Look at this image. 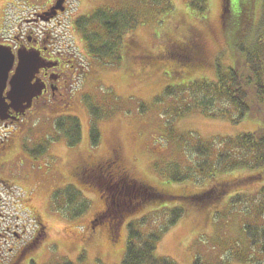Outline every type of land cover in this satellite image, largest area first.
I'll list each match as a JSON object with an SVG mask.
<instances>
[{"label": "rangeland", "instance_id": "374dc122", "mask_svg": "<svg viewBox=\"0 0 264 264\" xmlns=\"http://www.w3.org/2000/svg\"><path fill=\"white\" fill-rule=\"evenodd\" d=\"M52 1L0 0V44L11 41L20 26L26 28L27 20ZM65 1V14L51 23L32 26L33 32L43 29L56 36L61 46L75 54L74 60L83 66V74L76 78L70 99L33 110L10 128L17 131V137L21 136L20 141L45 148L44 153L33 159L30 152L20 149L12 153L10 165H0V211L6 209L9 215H16L20 207L15 208L13 198L17 193L24 210L20 217L27 224L31 218L32 225L39 229L37 240L29 243L15 264H122L127 229L132 223L135 228L139 226L136 231L140 234H158L156 255L175 264H193L195 259L200 264H248L236 257L249 254L260 260L243 232V224H252L256 218L257 203L242 198L231 202L237 195L256 192L260 184L255 181L234 186L237 188L205 205L190 199L144 201L136 206L133 203L134 194H148L149 188L185 198L199 193L204 184L201 180L170 182L168 164L183 167L191 163L196 141L217 142L261 129L259 119H243L235 124L180 111L196 98L191 89L193 81L213 80L217 68L234 67L231 51L236 44V31L249 28L242 39L250 44L256 42L263 0L252 3L248 27L239 26L241 15L240 11L235 13V0L231 1L232 17L226 16L227 21L223 19L222 0H208L201 15L189 9L186 0ZM248 1L253 0H245ZM98 11L120 13L127 18L131 15L130 28L122 30L119 62L101 61L89 52L85 38L95 34L91 17ZM242 13L246 15L249 10ZM184 43L193 45L187 49L191 53L176 47ZM179 59L190 63L180 64ZM37 62L38 69L44 66L40 60ZM172 73L178 75L171 77ZM169 87H174L175 93L165 96ZM31 89L32 102L41 89L37 83ZM21 106L23 110L31 107L26 102ZM72 118L79 128L78 138L72 131L65 134L71 129ZM59 123L64 125L62 131ZM91 134L97 137L94 145ZM116 147L121 166L130 177L120 186L123 199L130 201L124 209L119 208L120 203L124 205L118 202L121 197L116 196L114 204L112 192L107 191V183L112 185L107 176L100 174L102 184L95 185L84 173L74 170L85 160L110 156ZM108 172L114 176L115 169L109 167ZM240 173L244 177L241 170L217 175L216 179L206 180L203 189L220 183L216 180L232 181ZM107 194L111 197L107 200L108 210L94 221L106 209L100 196L107 198ZM177 209L185 212L175 225L167 226L172 211ZM12 219L13 224L21 221Z\"/></svg>", "mask_w": 264, "mask_h": 264}, {"label": "trees", "instance_id": "16d2710c", "mask_svg": "<svg viewBox=\"0 0 264 264\" xmlns=\"http://www.w3.org/2000/svg\"><path fill=\"white\" fill-rule=\"evenodd\" d=\"M186 1L189 9L200 15L205 12L208 3V0ZM231 1L232 0H222L224 5V21L225 19L227 21L228 17H232L230 14ZM253 2L254 0L248 1L247 3L245 0L241 2L240 0H235V13H239L240 11L241 15L239 26L248 27L252 19L251 11L253 10ZM247 9L249 13L244 15L242 11ZM91 19L92 24L95 26V34H93L92 38H85L88 41L87 46L89 52L98 57L101 61L105 59H114L115 62H119L121 60L119 51L122 48L124 38V31L122 30L126 27L130 28L131 15H128L127 18L120 13L107 14L98 11ZM260 24V34L257 32V28L254 30L253 36H256L257 32V38L255 39L256 42L253 44L247 43L242 39L249 28H240V31H236L237 36H234L236 44L232 47L231 51L234 56V67L224 69L217 68L213 80L200 79L193 81V88L191 87V89L195 91L194 95L196 98L193 99L192 103L188 102L184 104L180 112L184 115L185 113L197 112L205 118H217L235 124L243 119H259L262 122L261 129L252 133L239 134L232 138L215 140L217 142L207 143L196 141L193 147L194 150H192L191 153V155H195V157L191 163L187 162L183 167L174 163H170L168 164L169 166H167L168 180L176 184L185 181H194V183H197L200 180L205 184L206 180L216 179L217 175L236 173V171L238 172L240 170L244 172V177L240 176L241 173L239 175L235 174L236 177L233 178L234 180H216L215 183H220L214 184V186L206 189H203L204 184L200 185L202 188L199 190L200 192L197 191L199 193L185 195L186 198L149 188L148 194L144 195L141 192L140 194H134L136 199H134L133 203L134 206H136L144 201H147V203L149 201L155 203L190 199L193 202L197 200L205 205L229 192L234 186L242 185L248 181L257 182L260 186L256 192L249 193L250 196L246 193H244V195L242 194L243 196L236 194L237 196L233 197L231 201L233 202L237 198H242L250 200L252 203H257L254 206L256 218H253L252 224H243V232L248 238L250 249L253 250V253L260 255L261 259H257L254 254H249L247 257H243L242 255L236 257V259L241 262L248 264H264V0L262 2ZM89 34L91 35L92 33ZM176 47L180 50H187L192 49L193 45L184 43V45ZM187 51L190 52L189 50ZM166 52L168 53V51ZM190 59L191 58L187 60ZM177 62L180 64L190 63V61H186V59H179ZM176 74L177 73H172L171 77ZM174 93V87H169L165 90L164 95L170 96ZM180 100L182 101V98H180ZM76 123L75 119L72 118L71 129L65 132L66 135L70 134L72 131L77 138L79 137ZM58 125L59 131H62L64 125L62 123ZM91 136L92 144L94 145L96 144L97 137L93 136V134H91ZM108 157L109 156L105 159ZM119 161L120 160L113 157L109 163L117 164L116 167H119V165H121ZM102 162L105 167H102L99 173L106 176L109 170V164L108 161ZM129 178L130 177H128V179ZM123 180L125 181L126 179L124 178ZM216 191L217 193L212 195ZM100 197L106 209L97 214L94 217V221H98V219L105 214L108 210L107 204L109 202L107 203V200L109 201L111 199L110 196L106 198L105 195H101ZM126 202L127 205H129V199H127ZM250 206L252 207V204H250ZM184 212V209L172 211L167 226L175 225ZM141 222L139 225H141ZM127 230V242L122 264H175L168 259L156 255L157 243L159 241L158 234H140L136 231L139 230V226L135 228L133 223L128 225ZM193 264H200V261L195 259Z\"/></svg>", "mask_w": 264, "mask_h": 264}, {"label": "flooded vegetation", "instance_id": "af4514ba", "mask_svg": "<svg viewBox=\"0 0 264 264\" xmlns=\"http://www.w3.org/2000/svg\"><path fill=\"white\" fill-rule=\"evenodd\" d=\"M66 11L67 6L65 0H53L46 9L34 13V16L27 20L26 28L23 29L22 26H20L18 32H14L12 35L11 41L6 44V46L12 49L15 55L13 69L9 72V79L14 74L19 52L22 54L30 53L36 55L37 59L40 60L44 66L39 68L38 71L32 75L31 84L37 83L40 86L41 92L32 100L29 109L23 110V108H21L16 111L10 107V102L4 99L7 108L3 115H0V127L4 130L0 132V165L2 166L10 165L13 159L11 158L13 157L12 153H18L20 149H22L23 152H30L31 155L34 154L33 152L35 150L39 149L37 148V144L29 146L28 141L26 143L20 141L21 136L19 135L17 137V131L13 132L10 128L20 123L33 110H38L48 105H56L59 102L70 99L76 78L83 74V66L81 67V65L74 60L76 57L75 54L69 51L68 48L61 46L56 36L48 32H43V29L33 32L32 26L36 27L41 22L51 23L56 21L61 15L65 14ZM8 89L9 86L7 85L2 97L6 96ZM119 152V148L116 147L111 150L110 156L107 159L104 158L95 161L85 160L84 163L76 166L74 170L79 173H84L90 183L101 185L102 183L100 182L102 179L100 177L101 173L99 172L102 167H105L102 161H108L109 167L114 168L115 172L114 176L109 172L106 175L108 182L112 183V185L107 183V191L112 192L114 204H116L114 198H116V196L121 197L118 199V202L122 201L124 205L120 203L119 208L124 209L128 207L126 202L127 198L126 200L123 199V192H120L123 191V188L120 186L125 184L123 179L128 178L129 175H127L126 169L121 166ZM32 157L34 156L32 155ZM113 157L120 160L119 162L121 165L119 167H116L117 164L113 162V164L109 163ZM33 159H35V157ZM101 190H103V188ZM107 196L109 195L107 194ZM22 234L25 233L23 232ZM38 234L39 230L35 231L33 234L34 236L30 240H26V237L22 236L20 243H17L19 244L18 247L13 249L14 252L6 264L17 263L19 255L29 248L30 242L33 244L34 240H37L35 238H37Z\"/></svg>", "mask_w": 264, "mask_h": 264}, {"label": "water", "instance_id": "95a60500", "mask_svg": "<svg viewBox=\"0 0 264 264\" xmlns=\"http://www.w3.org/2000/svg\"><path fill=\"white\" fill-rule=\"evenodd\" d=\"M18 55V66L15 70V75L9 81L10 90L7 94L11 106L15 109L23 102H26L27 105L30 106L32 97V89L29 84L30 76L33 71L40 67L33 55L21 54L20 52ZM13 61L14 57L11 49L0 45V109L3 107V100L1 99L2 92L5 88L8 73L12 68Z\"/></svg>", "mask_w": 264, "mask_h": 264}]
</instances>
